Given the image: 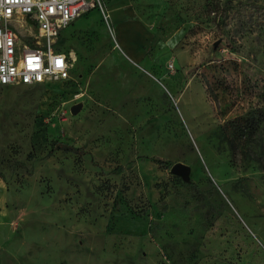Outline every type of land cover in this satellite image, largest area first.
I'll list each match as a JSON object with an SVG mask.
<instances>
[{
	"label": "rangeland",
	"instance_id": "obj_1",
	"mask_svg": "<svg viewBox=\"0 0 264 264\" xmlns=\"http://www.w3.org/2000/svg\"><path fill=\"white\" fill-rule=\"evenodd\" d=\"M102 3L0 85V264H264V0Z\"/></svg>",
	"mask_w": 264,
	"mask_h": 264
},
{
	"label": "built area",
	"instance_id": "obj_2",
	"mask_svg": "<svg viewBox=\"0 0 264 264\" xmlns=\"http://www.w3.org/2000/svg\"><path fill=\"white\" fill-rule=\"evenodd\" d=\"M92 8L107 18L102 0H0V85L69 78L72 67L59 34Z\"/></svg>",
	"mask_w": 264,
	"mask_h": 264
},
{
	"label": "trees",
	"instance_id": "obj_3",
	"mask_svg": "<svg viewBox=\"0 0 264 264\" xmlns=\"http://www.w3.org/2000/svg\"><path fill=\"white\" fill-rule=\"evenodd\" d=\"M258 122H259V120L256 117H254L253 115H250V116L248 115V117L246 118V123H247V126L249 128L252 126L253 128L256 129V127L258 126ZM224 132H225V137H226V139L228 141V144H229L232 152L235 153L236 143H235L234 139L230 136V134L227 131H224ZM61 144H62L61 141H56V140L53 141L50 151H53L56 148H60ZM75 149H76V147H75ZM156 161L161 163V164L164 163V161L160 160V159H156ZM121 169H122L121 166H117L115 169H113V171L114 172H120Z\"/></svg>",
	"mask_w": 264,
	"mask_h": 264
},
{
	"label": "water",
	"instance_id": "obj_4",
	"mask_svg": "<svg viewBox=\"0 0 264 264\" xmlns=\"http://www.w3.org/2000/svg\"><path fill=\"white\" fill-rule=\"evenodd\" d=\"M81 105H82L81 102H78V103L73 104V105L71 106V109H70L71 112H72V113H76V112L80 109ZM170 170H171L173 173H175V174H179V175H181V176L184 177V176H186V175L188 174V172H189V167H188L186 164L182 163V162H175V163L171 166Z\"/></svg>",
	"mask_w": 264,
	"mask_h": 264
},
{
	"label": "crops",
	"instance_id": "obj_5",
	"mask_svg": "<svg viewBox=\"0 0 264 264\" xmlns=\"http://www.w3.org/2000/svg\"><path fill=\"white\" fill-rule=\"evenodd\" d=\"M129 29H132V28H129ZM128 33L130 34V36H131L133 39L138 38V37L134 34V32H132L131 30H129ZM133 34H134V35H133ZM118 39H119L118 42H119V44H120V45H119L120 47H121V43H122V42L125 44L124 41H126V40L124 39L123 36H119Z\"/></svg>",
	"mask_w": 264,
	"mask_h": 264
},
{
	"label": "bare ground",
	"instance_id": "obj_6",
	"mask_svg": "<svg viewBox=\"0 0 264 264\" xmlns=\"http://www.w3.org/2000/svg\"><path fill=\"white\" fill-rule=\"evenodd\" d=\"M73 52V51H72ZM75 57V56H74Z\"/></svg>",
	"mask_w": 264,
	"mask_h": 264
}]
</instances>
